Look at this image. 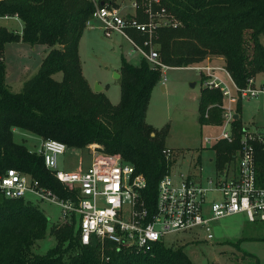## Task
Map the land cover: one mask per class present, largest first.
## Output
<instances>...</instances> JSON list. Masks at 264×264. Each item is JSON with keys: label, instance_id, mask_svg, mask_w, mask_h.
<instances>
[{"label": "trees", "instance_id": "obj_1", "mask_svg": "<svg viewBox=\"0 0 264 264\" xmlns=\"http://www.w3.org/2000/svg\"><path fill=\"white\" fill-rule=\"evenodd\" d=\"M115 0H96L98 5H114ZM176 23L156 31V52L162 65L184 68L210 57L222 65L241 86L250 76L264 74V0H159ZM93 11L90 0H0V16H16L20 34L0 27V55L9 43L45 45L36 74L19 93L9 91L0 62V175L7 169L28 175L58 198L66 193L43 166L41 156L12 140L13 131L27 132L40 141L47 139L65 148L95 151L118 156L141 174L146 183L144 196L153 201L159 179L169 172L170 162L161 151L167 126L153 129L145 122L152 88L160 72L140 58L138 65L122 57L118 69L119 101L111 105L101 92H93L83 79L78 58V42ZM140 44L142 36L129 31ZM61 74L59 81L52 76ZM217 91L202 88L197 104L199 125H217L218 113L207 106L219 103ZM206 115V116H204ZM237 125V123H235ZM218 168L229 161L237 142L218 143ZM257 175L264 179L263 152L257 158ZM49 236L54 244L44 254H33L36 241ZM0 264H191L181 248L156 243L140 253L117 250L104 242L80 244L73 224L51 225L31 203L0 196Z\"/></svg>", "mask_w": 264, "mask_h": 264}, {"label": "built area", "instance_id": "obj_2", "mask_svg": "<svg viewBox=\"0 0 264 264\" xmlns=\"http://www.w3.org/2000/svg\"><path fill=\"white\" fill-rule=\"evenodd\" d=\"M90 1L93 11L85 29L91 30L97 24L105 38L116 33L125 39L131 51L138 53L151 69L161 74L168 68L160 63L156 52V31L175 27L176 23L159 0H131L124 8ZM9 19L18 20L15 15L0 16V21ZM129 31L142 36L140 44L129 37ZM184 68L196 71L202 87L217 91L220 97L219 103L207 109L217 111L216 126L221 131L215 137L203 138L202 142L207 146L237 142L231 159L221 168L215 165L213 178L196 181L182 174L171 177L167 173L157 182L153 201L149 202L144 196V177L118 156L97 153V147L89 145L90 164L84 169L78 166L75 171L62 172L56 169V160L66 148L58 141L47 139L40 141L35 153L41 156L44 168L52 172L66 198H58L37 180L13 169L0 175V196L59 207L58 223L73 224L83 246L91 241L99 245L108 242L117 250L140 253L162 243L161 238L167 234L195 227L202 230L205 241H210L211 224L232 215L242 214L249 223H264V179L257 175V158L261 152L264 161V127L243 124L239 119L242 101L264 100V80L257 84L254 75L238 86L223 65L210 66L207 61ZM161 154L170 162L169 149H163Z\"/></svg>", "mask_w": 264, "mask_h": 264}, {"label": "rangeland", "instance_id": "obj_3", "mask_svg": "<svg viewBox=\"0 0 264 264\" xmlns=\"http://www.w3.org/2000/svg\"><path fill=\"white\" fill-rule=\"evenodd\" d=\"M130 1L117 0L114 4L127 7ZM0 27L20 34L22 25L19 20L9 19L0 21ZM88 30L84 29L78 42L81 75L92 91L95 86L100 88L99 92L109 103L116 105L119 101V82L113 74H117L115 70L119 69L120 58L136 66L140 56L132 52L128 42L118 34L112 33L105 38L97 24ZM261 42L264 45V40ZM48 51L49 48L41 44L30 46L18 42L4 45V82L10 92L21 91L23 84L36 74ZM207 62L210 66L222 65V59L215 56L210 57ZM52 78L59 81L61 74L56 73ZM255 79L257 84L261 83L264 74L256 75ZM202 88L196 71L166 68L161 72L160 81L150 92L145 122L156 130L167 126L164 149L171 151L168 172L171 177L182 174L196 178L199 175L195 180L204 181L215 175V149L212 147L216 144L207 146L202 139L217 136L221 127L199 125L197 122V104ZM239 119L243 124L264 127V100L259 98L242 101ZM12 140L30 152H36L40 144L37 137L19 130L13 132ZM91 149L92 147L84 150L66 148L56 160V169L72 172L78 166L86 168L90 164ZM31 203L51 225H62L58 223L59 207L35 200H31ZM202 233L200 228L195 227L189 231L167 234L161 238V242L165 247L181 248L191 264H264L262 224L248 223L242 214H237L211 224L212 240L205 241ZM53 244V239L46 236L36 241L31 251L37 255L44 254Z\"/></svg>", "mask_w": 264, "mask_h": 264}, {"label": "crops", "instance_id": "obj_4", "mask_svg": "<svg viewBox=\"0 0 264 264\" xmlns=\"http://www.w3.org/2000/svg\"><path fill=\"white\" fill-rule=\"evenodd\" d=\"M115 1H117V0H115ZM120 1V0H119ZM115 3V2H114ZM88 31H90V30H88ZM80 39H81V37H80ZM139 58H141V57H139ZM209 60V59H208ZM208 60H206V61H208ZM115 72L118 74V70L116 71L115 70ZM5 81V80H4ZM88 84V83H87ZM6 85V84H5ZM89 86V85H88ZM161 89H162V87H161ZM13 132H15V130L13 131ZM215 165H216V162H215V159H214V167H215ZM217 166V165H216ZM222 167V166H221ZM220 167V168H221ZM218 168V167H217ZM186 177H188V178H191V179H193L195 176H191V175H185ZM196 178H199V175H197V177ZM196 178H194V179H196ZM249 223V222H248ZM257 224H262L263 226H264V223H258V222H256ZM253 224V223H252Z\"/></svg>", "mask_w": 264, "mask_h": 264}, {"label": "water", "instance_id": "obj_5", "mask_svg": "<svg viewBox=\"0 0 264 264\" xmlns=\"http://www.w3.org/2000/svg\"><path fill=\"white\" fill-rule=\"evenodd\" d=\"M113 75H114V77L116 79H118V74H113ZM99 91H100V88H98V87L95 86V88L93 89V92H99ZM234 118L236 119V116H234Z\"/></svg>", "mask_w": 264, "mask_h": 264}]
</instances>
